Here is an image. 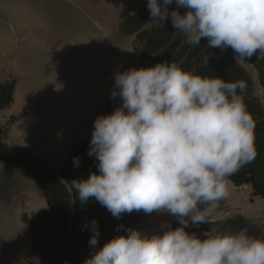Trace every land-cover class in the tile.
Listing matches in <instances>:
<instances>
[{
  "label": "clouds",
  "instance_id": "9594fccd",
  "mask_svg": "<svg viewBox=\"0 0 264 264\" xmlns=\"http://www.w3.org/2000/svg\"><path fill=\"white\" fill-rule=\"evenodd\" d=\"M147 9L152 23L170 21L185 44L204 39L208 48L231 49L235 59H264V0H147ZM113 78L110 95L122 104L94 120L88 150L99 172L73 180L70 190L116 218L167 213L179 226L166 221L162 234L151 236L125 228L127 235L110 239L83 264H264V239L247 228L206 231L204 239L185 230L208 223L229 194L228 177L256 156L247 82L201 76L168 61ZM95 224L91 247L98 242Z\"/></svg>",
  "mask_w": 264,
  "mask_h": 264
},
{
  "label": "rangeland",
  "instance_id": "374dc122",
  "mask_svg": "<svg viewBox=\"0 0 264 264\" xmlns=\"http://www.w3.org/2000/svg\"><path fill=\"white\" fill-rule=\"evenodd\" d=\"M147 0H0V82H16L12 105L0 112V127L16 118L4 135L13 147L35 154L57 171L69 148L90 140L94 120L121 106L112 98L113 73L146 68L119 25ZM171 5L170 8H174ZM234 56L231 49L223 51ZM254 94L264 105L257 75ZM0 166V170L2 169ZM11 189L0 192V264H27L29 234L24 220L46 210L31 183L18 173ZM221 200L223 209L208 222L240 215L264 232V199L252 198L248 186L234 187ZM179 226L167 213H155L135 228L151 236L162 224Z\"/></svg>",
  "mask_w": 264,
  "mask_h": 264
},
{
  "label": "trees",
  "instance_id": "16d2710c",
  "mask_svg": "<svg viewBox=\"0 0 264 264\" xmlns=\"http://www.w3.org/2000/svg\"><path fill=\"white\" fill-rule=\"evenodd\" d=\"M183 13L185 10L180 8ZM119 33L132 39L131 47L146 68L168 61L176 63L182 69L201 76H219L225 80L247 82L243 94L247 111L255 122L254 137L256 156L236 173L228 177L232 186H248L252 198L264 199V105L254 94V84L249 73L230 53L207 47L202 39L200 45L184 43L185 36L177 33L170 21L163 26L150 20L147 4L136 8L119 25ZM257 75L260 88L264 92V59L253 56L244 61ZM16 82L11 79L0 82V112L6 111L13 103ZM108 109L102 115H108ZM16 122L11 117L5 127H0V192L11 189L14 173L29 181L35 193L45 202L46 210L40 211L24 220L29 234V257L27 264H83L86 258L98 251L110 239L127 235L125 228H135L143 219L155 214L143 211L123 213L120 218L113 217L109 210L90 197L81 202L72 193L69 183L73 180H86L91 173L98 174V161L88 155L90 140L73 144L57 171L35 154L20 150L8 144L4 138L9 127ZM79 158L74 166L73 158ZM218 202L215 212L223 209ZM98 230L97 245H89L95 234L92 221ZM247 228L250 235L264 239V232L258 222L240 215L212 221L199 226L189 224L185 229L204 239L203 233H236Z\"/></svg>",
  "mask_w": 264,
  "mask_h": 264
},
{
  "label": "bare ground",
  "instance_id": "6f19581e",
  "mask_svg": "<svg viewBox=\"0 0 264 264\" xmlns=\"http://www.w3.org/2000/svg\"><path fill=\"white\" fill-rule=\"evenodd\" d=\"M8 264H10V263H8Z\"/></svg>",
  "mask_w": 264,
  "mask_h": 264
}]
</instances>
